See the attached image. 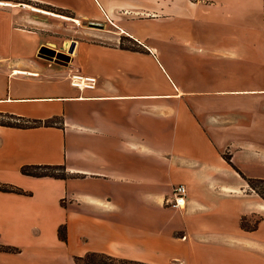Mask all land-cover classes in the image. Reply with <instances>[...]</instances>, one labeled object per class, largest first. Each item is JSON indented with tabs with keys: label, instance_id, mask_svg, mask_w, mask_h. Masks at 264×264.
Listing matches in <instances>:
<instances>
[{
	"label": "crops",
	"instance_id": "crops-1",
	"mask_svg": "<svg viewBox=\"0 0 264 264\" xmlns=\"http://www.w3.org/2000/svg\"><path fill=\"white\" fill-rule=\"evenodd\" d=\"M33 3L80 23L63 64L41 56L65 36ZM121 36L147 52L121 49ZM71 73L94 87L71 85ZM4 115L54 124L0 125V182L31 193L0 192V244L21 250L0 264H76L89 252L264 264V200L246 181L264 180V0H0ZM26 164L67 176L24 175ZM177 184L181 208L164 203ZM258 216L254 230L240 226Z\"/></svg>",
	"mask_w": 264,
	"mask_h": 264
},
{
	"label": "trees",
	"instance_id": "trees-1",
	"mask_svg": "<svg viewBox=\"0 0 264 264\" xmlns=\"http://www.w3.org/2000/svg\"><path fill=\"white\" fill-rule=\"evenodd\" d=\"M42 5V4H41ZM49 8H56L50 5H44ZM61 9V8H56ZM64 10V9H61ZM118 46L121 49H127L131 51H139V52H147V49L139 44L134 39L128 36H121L119 39ZM48 51L47 48H42L41 51ZM52 120H29L22 117L14 116V115H4L0 118V125L14 128H34L38 126H49L53 125ZM60 171V173H58ZM20 172L24 175L33 176V177H44L49 176L53 178H65L67 174L65 173V169L63 165H37V164H26L20 167ZM248 186L253 189L263 200H264V180L262 179H253L246 178ZM0 192L2 193H14L20 195H30L31 193L23 190L22 188L10 184V183H2L0 182ZM261 217H257L252 224L247 223V218L242 217L240 219V226L245 230H254L257 226V223ZM57 236L60 241L66 240V229L64 225H60L57 229ZM0 251L16 253L19 252L17 247L10 245H0ZM74 261L77 264H147L140 261L121 259L109 256L105 253L98 252H89L83 256H75Z\"/></svg>",
	"mask_w": 264,
	"mask_h": 264
},
{
	"label": "rangeland",
	"instance_id": "rangeland-1",
	"mask_svg": "<svg viewBox=\"0 0 264 264\" xmlns=\"http://www.w3.org/2000/svg\"><path fill=\"white\" fill-rule=\"evenodd\" d=\"M30 8L32 10H34L33 8H39L42 10H46V11H49L52 13H56V14H59V15L65 16V17L75 19L74 18L75 16L72 13H70L68 10L49 8V7H46L44 5L36 4V3L31 4ZM36 12H38V11H36ZM47 16H50V15H47ZM55 18H56V21H58L59 26L56 25L58 28L56 27V28H54V30H61V32H63L62 35L65 36V39L59 40V39L55 38L58 36V35H55L58 33H55L53 35L55 37L50 39V41L53 42L54 44H50L46 47L48 51L42 50V51H40V53H41V56H43L44 58H46L48 60H51L55 63L63 64L64 62H66V60H68V58H70L69 56L71 55L72 52L70 53L69 49L71 46V42L78 38V34H79L78 28L80 27V23H79V21L76 23L72 19H68V20L66 19L65 20V19L58 18V17H55ZM81 24H82V22H81ZM58 173H60V171H58ZM262 188L264 189V186H262ZM251 222L253 223V219H249L247 223L250 224ZM11 238H12V234L8 233L7 236L4 238V240H6V239L9 240ZM28 245H30V244H28ZM17 249L19 252H21L20 248L17 247ZM0 252H2V251H0ZM19 252H16V253H19ZM5 253H9V252H5ZM16 253H11V254H16ZM29 254H30V252H29ZM73 260H74V258H73Z\"/></svg>",
	"mask_w": 264,
	"mask_h": 264
},
{
	"label": "built area",
	"instance_id": "built-area-1",
	"mask_svg": "<svg viewBox=\"0 0 264 264\" xmlns=\"http://www.w3.org/2000/svg\"><path fill=\"white\" fill-rule=\"evenodd\" d=\"M70 84L79 88H93L96 82V78L89 75H84L80 73H71L69 76ZM186 187L184 184H177L173 187L171 197L165 199L164 203L173 207L181 208L184 206L186 201Z\"/></svg>",
	"mask_w": 264,
	"mask_h": 264
},
{
	"label": "bare ground",
	"instance_id": "bare-ground-1",
	"mask_svg": "<svg viewBox=\"0 0 264 264\" xmlns=\"http://www.w3.org/2000/svg\"><path fill=\"white\" fill-rule=\"evenodd\" d=\"M9 4V3H8ZM35 11H38V12H41V13H44V14H47V15H50V16H53V17H58V18H62V19H72V18H69V17H65V16H62V15H59V14H56V13H52V12H49V11H46V10H42V9H39V8H33ZM74 22H78L77 19H72Z\"/></svg>",
	"mask_w": 264,
	"mask_h": 264
},
{
	"label": "water",
	"instance_id": "water-1",
	"mask_svg": "<svg viewBox=\"0 0 264 264\" xmlns=\"http://www.w3.org/2000/svg\"><path fill=\"white\" fill-rule=\"evenodd\" d=\"M74 41L71 42V46H70V49H69V52L71 53L72 52V49H73V46H74Z\"/></svg>",
	"mask_w": 264,
	"mask_h": 264
}]
</instances>
